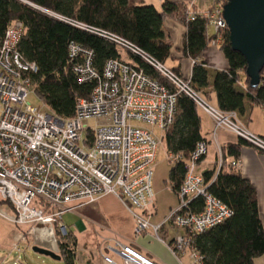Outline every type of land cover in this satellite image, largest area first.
Listing matches in <instances>:
<instances>
[{"label": "built area", "instance_id": "1", "mask_svg": "<svg viewBox=\"0 0 264 264\" xmlns=\"http://www.w3.org/2000/svg\"><path fill=\"white\" fill-rule=\"evenodd\" d=\"M211 1L212 6L199 16L210 21L215 34L210 46L217 47L221 44V31L226 28L222 7L228 0ZM52 15L139 57L174 90L127 59L108 60L101 73L94 65V51L72 42L70 57L76 61L73 70L79 82L96 81L97 85L89 98H78L73 118H60L28 102L36 88L32 76L38 68L18 48L25 33L23 22L10 25L0 41V196L15 207L14 214L4 215L21 232L15 235L12 252L0 253V264H25V253L13 251L21 253L19 243L30 242V237L37 245L52 241L56 245L57 233H69L63 223L66 212L76 213L110 195L117 197L135 218L138 235L151 231L164 241L162 231L167 224L182 228L183 234L173 238L172 254L187 256L191 264H202L203 255L194 246L193 238L233 213L208 192L210 182L198 171L207 155L208 143L198 142L186 160V173L176 193L177 206L163 222L151 223L155 205L153 167L175 117L177 94L183 93L210 117L213 137L217 130L229 131L263 152L264 139L248 130L237 112H225L210 103L190 78L177 74L130 40ZM91 121L95 127L90 126ZM169 156L171 162L183 160L182 156ZM230 164L239 167L238 160ZM198 198L203 199L204 205L192 209L190 204ZM119 254L125 264H154L130 247H124ZM103 258L113 262L105 255Z\"/></svg>", "mask_w": 264, "mask_h": 264}, {"label": "trees", "instance_id": "2", "mask_svg": "<svg viewBox=\"0 0 264 264\" xmlns=\"http://www.w3.org/2000/svg\"><path fill=\"white\" fill-rule=\"evenodd\" d=\"M162 1V7L158 9L153 4L134 6L130 0H0V41L10 25L15 21L23 22L25 33L18 48L25 59L37 65V74L32 76L36 95L49 112L60 118H73L78 98H89L97 82H79L73 70L76 61L70 57V44L74 42L94 51V65L101 73L108 60L123 59L124 51L106 38L75 27L52 13L126 38L166 65L171 58L172 45L164 30V22L170 18L185 28L183 54L194 60L191 83L210 101L209 92L204 91L209 86L205 53L215 37L214 32L210 31V22L199 14L188 17L186 3ZM221 32L222 40L218 48L228 68L214 74L212 87L215 106L225 112L235 111L239 116L244 113V100L247 99L254 106L262 108L264 118V68L260 72L259 86H250L249 78L245 75L244 57L231 49L227 28ZM129 57L136 67L143 68L153 79L173 89L150 65L139 57ZM172 69L179 74L177 68ZM238 82L245 86V93L236 88ZM176 100L175 117L165 136L168 153L183 157V160L172 162L169 172L175 195L186 173V160L198 142L207 143L195 103L183 93L177 94ZM259 136L264 139V133ZM237 139L235 143L230 142L221 148L222 158L217 172L209 170L202 173L205 181L210 182L208 192L233 211L232 216L221 224L193 238L194 246L203 255L202 264H254L253 259L264 253V223L259 217L256 189L230 164L240 159V150L244 145H252L241 137ZM229 157L232 160L227 163ZM0 202L15 212V207L9 201L1 199ZM203 205L201 198L190 204L196 210ZM69 235L61 236L66 239ZM58 247L67 264H76L75 249L60 240Z\"/></svg>", "mask_w": 264, "mask_h": 264}, {"label": "crops", "instance_id": "3", "mask_svg": "<svg viewBox=\"0 0 264 264\" xmlns=\"http://www.w3.org/2000/svg\"><path fill=\"white\" fill-rule=\"evenodd\" d=\"M172 1L177 3H186L188 6H191L192 11H195L198 14L207 11L212 6L211 0ZM130 2L134 6L153 4L158 9H161L163 3L162 0H130ZM164 23V30L166 34L169 35L172 45L170 54L171 58L168 60L167 65L172 68H177L180 75H183L187 78H191L193 68L192 65L194 63V60L188 57L187 55L183 54V38L185 35V28L182 24L175 22L170 18ZM210 31H212V29H210ZM205 54L206 55L204 59L206 62L209 86L204 89V91L209 92L211 99L210 101L213 105H215L216 98L213 93L212 87L214 74L216 71L226 70L228 68V65L226 59L224 58V55L220 52L218 46H209ZM122 58L125 60L127 59L129 61H132L129 55L127 53L125 54V52ZM235 86L242 93L246 92L245 86H243L241 82H238ZM244 108V113L239 114V119H241L245 123L246 127L254 133L257 129L256 126H253V117H256V119L258 120H262L263 126L261 127L263 129V134L264 118L262 108L254 106L250 102V100L247 99L244 100ZM199 116L200 121L202 123V132L208 143V149L206 153L207 155L202 159V161L198 165V171L200 174H202L203 172H208L209 170H215L217 172L219 170V160H221L222 158V154L220 153L221 148L229 144L230 142L235 143L238 139L237 136L233 133L223 130H217L216 136L213 137L211 134L213 121H211L210 117L206 113L204 114L200 110ZM240 153L241 156L238 160L239 167L236 169L240 172V175H242L251 183V185H254V188L256 189V194L258 196L259 217L264 223V153H260L253 146L250 147L247 145H244L241 148ZM231 160L232 158L229 157L227 163H230ZM111 202L113 204H118V206H124V204L120 202L117 197H115L114 195H110L102 197L95 204H92L94 206L90 208L94 209H90V211H88L89 216L82 214L84 219L87 220L90 225L94 226L95 230L96 227H98L99 229L101 228V230H103L102 234L105 237H103V242H101V244L96 247L92 246L90 248L87 246V244L80 247L78 245V242L76 241V264H125V261L123 260V258H121L119 254V252L122 251L124 247H130L134 251H137L143 257L148 258L154 264H191L187 256L176 257L171 252V243L173 242V238L178 234L176 233V231L173 232L174 234L170 232L169 229L172 225L169 226L170 228L167 229L166 226L164 227L162 231L164 241L158 239V237L155 236V234H153L151 231L138 235L135 232L136 224L134 217L123 219V217H117L116 215V217L113 216L112 220L108 219V221L105 220L102 217V214L97 211V208L101 203L103 204V206H105L106 210L109 211L111 208H113ZM10 210H12L13 214L15 213L12 208ZM171 210L172 209H170V213ZM170 213H166L159 220H155L157 215V212L155 210V213L151 218V223L159 224L163 222ZM4 214H7L9 216L12 215L5 211ZM79 226H81L82 228L84 227V230H86V226L85 224L83 225V222L79 223ZM15 229L17 230L13 231L12 240L14 243L9 247L10 251L13 249V246L16 243L15 235L18 232H21V229L16 226ZM24 230L28 231V229L26 228H24ZM181 233L183 234V231ZM32 239L33 238H31L30 240ZM105 242H107L106 245ZM1 245L2 244H0V248H3L4 246ZM2 248L0 249V253L7 251ZM55 252H58L60 254V250H57ZM103 255L111 258L113 262H107L105 258H103ZM253 263L264 264V253L259 256H256V258L253 259Z\"/></svg>", "mask_w": 264, "mask_h": 264}, {"label": "rangeland", "instance_id": "4", "mask_svg": "<svg viewBox=\"0 0 264 264\" xmlns=\"http://www.w3.org/2000/svg\"><path fill=\"white\" fill-rule=\"evenodd\" d=\"M187 11H188V17L190 16L191 13H196L195 11L191 10L190 5L187 7ZM126 53L127 52H125V54ZM127 54L131 55L129 53ZM132 62H134L133 59H132ZM28 102L33 106L42 107L44 109H47V107L42 102L41 98L38 95H36L35 91L30 93ZM209 102L211 103V101ZM253 119H254L253 126H256V129H257L255 133L262 134L263 132V129L261 127L263 126L262 120H258L256 119V117H253ZM90 126L95 127L93 121H91ZM171 164L172 162H171V158L168 153L167 145H166L165 139H163L161 143V148L158 152L157 162L155 163L153 167L154 168L153 190H155V205L152 207V212L155 213V210L157 212L155 220H159L166 213H170V209L175 208L176 205L178 204L177 195H175L171 189V182L169 178ZM1 199L2 198L0 196V200ZM111 204L113 205L112 206L113 208H111L109 211L106 210L105 206H103L102 203L99 204V207L97 208V211L100 214H102V217L105 220H108V219L112 220V217L113 216L116 217V215L117 217H120V216L121 218L123 217V219L133 217L131 213H129L128 210L125 209L123 205L118 206V204L116 203L113 204L112 202ZM93 206L94 205H88L87 207L78 209L76 213L66 212V214L63 215L64 216L63 223L66 227H68V232L70 234L69 237H67L66 239H62L61 234L57 233L58 240H57L56 246L53 244L55 243L54 241H52V244H49L47 242L41 243V244L39 243L38 246L43 247V248H45L46 246H51L47 248L57 251V250H60L58 247L59 240L63 241L65 244H69V247H71L72 249H75L76 241L78 242V245L80 247L87 244V246L90 248L92 246L96 247L99 244H101V242H103V237H105L102 234L103 230H101V228L99 229L98 227H96V230H95L94 226L90 225V223H88V221L85 220L82 215V214L88 215V211L92 209L90 207H93ZM10 209L11 208L7 206L5 203L0 202V244H2L1 246H4L3 248L2 247L1 248L4 250H7L6 252L8 253L12 252L10 251L9 247L14 243L12 240L13 231L17 230L15 229L13 222L10 221L8 218H6L5 215L3 216L4 211L9 214H13L12 210ZM80 221L83 222V225L85 224L86 230H84V227L82 228L81 226L77 225L78 222ZM169 226H171V224H167L166 229L170 228ZM169 230L172 234H174L173 233L174 231H176V233L178 234H182L181 232L183 231L182 228L178 226L177 227L171 226ZM106 244L107 242H105V245ZM32 245H37L35 244V241L33 239L30 242H21L19 243V248L21 249L22 252L20 253V252L13 251V254H24L25 253V255L22 257V262L25 264H67L64 259L54 260L49 256H44L38 253V251L33 250L35 246H32Z\"/></svg>", "mask_w": 264, "mask_h": 264}, {"label": "water", "instance_id": "5", "mask_svg": "<svg viewBox=\"0 0 264 264\" xmlns=\"http://www.w3.org/2000/svg\"><path fill=\"white\" fill-rule=\"evenodd\" d=\"M222 9L231 49L244 57L249 85L257 87L264 68V0H228ZM33 250L54 260L61 259L58 252L47 247L35 245Z\"/></svg>", "mask_w": 264, "mask_h": 264}, {"label": "bare ground", "instance_id": "6", "mask_svg": "<svg viewBox=\"0 0 264 264\" xmlns=\"http://www.w3.org/2000/svg\"><path fill=\"white\" fill-rule=\"evenodd\" d=\"M47 243L51 244L50 242H47Z\"/></svg>", "mask_w": 264, "mask_h": 264}]
</instances>
